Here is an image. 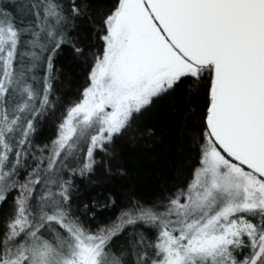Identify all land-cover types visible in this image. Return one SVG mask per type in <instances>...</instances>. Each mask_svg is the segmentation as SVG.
Listing matches in <instances>:
<instances>
[{"label": "snow or ice", "instance_id": "obj_1", "mask_svg": "<svg viewBox=\"0 0 264 264\" xmlns=\"http://www.w3.org/2000/svg\"><path fill=\"white\" fill-rule=\"evenodd\" d=\"M0 264H264V0H0Z\"/></svg>", "mask_w": 264, "mask_h": 264}]
</instances>
